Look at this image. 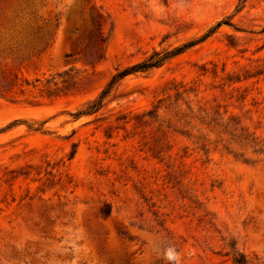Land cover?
<instances>
[{
	"label": "rangeland",
	"instance_id": "rangeland-1",
	"mask_svg": "<svg viewBox=\"0 0 264 264\" xmlns=\"http://www.w3.org/2000/svg\"><path fill=\"white\" fill-rule=\"evenodd\" d=\"M224 19L72 117L115 69ZM94 21L99 61L81 51ZM40 27L45 49L24 35ZM229 127L264 152V0H0V264H169V247L179 264H233L231 248L264 264V153Z\"/></svg>",
	"mask_w": 264,
	"mask_h": 264
},
{
	"label": "trees",
	"instance_id": "trees-1",
	"mask_svg": "<svg viewBox=\"0 0 264 264\" xmlns=\"http://www.w3.org/2000/svg\"><path fill=\"white\" fill-rule=\"evenodd\" d=\"M243 3L245 0H240ZM222 25L231 26L228 19L221 20L215 24L214 27L210 28L205 34L200 36L199 38L195 40H190L180 46L174 47L171 50H160L156 51L154 50L147 58L143 59L142 61L132 64L126 68H123L121 70L115 69V73L110 78L109 82L105 86V88L98 94V96L92 100L87 102L84 107L77 111L76 113L72 114L73 118H78L80 116H86L96 113L101 109L103 106V101L106 97L109 96L112 89L126 76L136 74V73H147L153 69L161 67L165 62L170 60L171 58H174L186 50L194 47L195 45L205 41L207 38H209L217 28H219ZM59 27V23L57 22L54 26V28L57 30ZM26 38L29 39L27 41L31 45L34 43L36 45H41L42 49H45L46 46H48V42L50 40V32L48 29L44 28H36L31 29L27 32H25ZM108 40V34H105L102 30L101 23L99 21H94L91 24V29L89 31V35L87 38V42L85 43L84 47L81 49L83 52V56L85 58L89 57L92 60L99 61L104 56L105 46ZM67 57H71V54H67ZM246 79V78H244ZM237 82H240V79H236ZM177 91V90H176ZM179 94H184L186 91L177 92ZM160 100L157 101L156 105L152 106V109L148 110L147 112H143L140 115H137L135 119L139 122L146 123V118L153 119L154 121L158 119V110ZM117 120H126V116H120ZM127 122V121H126ZM227 125L224 127V129H227ZM41 127L33 129V131H39ZM229 134L231 137H235V140H237L241 145L244 146L249 145L250 147L254 148L253 153L254 154H262L264 153L261 148V144L255 140V138H252L249 134H246L243 129H237V128H230ZM74 154V151L70 154V158H72ZM235 157V156H234ZM69 158V159H70ZM236 158V157H235ZM244 162H246L244 160ZM111 214V206L109 205H103V207L99 210V215L102 218H107ZM124 235V233H123ZM232 256V263L233 264H247V259L245 256H243L241 253H239L236 250H233L231 248V251L229 252Z\"/></svg>",
	"mask_w": 264,
	"mask_h": 264
},
{
	"label": "clouds",
	"instance_id": "clouds-1",
	"mask_svg": "<svg viewBox=\"0 0 264 264\" xmlns=\"http://www.w3.org/2000/svg\"><path fill=\"white\" fill-rule=\"evenodd\" d=\"M164 258L169 262V264H179V257L176 251L169 247L165 253Z\"/></svg>",
	"mask_w": 264,
	"mask_h": 264
}]
</instances>
